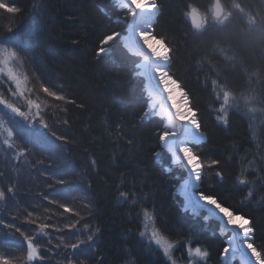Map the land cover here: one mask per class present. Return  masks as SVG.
Instances as JSON below:
<instances>
[{
	"label": "trees",
	"instance_id": "16d2710c",
	"mask_svg": "<svg viewBox=\"0 0 264 264\" xmlns=\"http://www.w3.org/2000/svg\"><path fill=\"white\" fill-rule=\"evenodd\" d=\"M3 2L15 5L22 11L12 15L0 10V37L8 35L9 28L16 29L18 37L35 49L47 82L61 88L65 96L75 98L77 103L85 107L79 108L65 101H52L49 107L48 100L42 94L37 96L33 93L34 97L41 99L44 109L48 108L51 119H45L52 126L50 135L55 131L68 136L69 142L65 145L52 135L57 147L51 150H45L39 145L30 147L33 155L30 160L22 161L18 167L19 173L12 170L13 167L6 163L5 155L0 151V171L5 173L0 177V185H16L18 189L15 197L0 202V217L11 220L13 215H17L16 223L23 225L27 211L32 209L35 217L40 219L37 223L63 221L59 224L61 228L65 223L86 218L94 230L99 227L100 231L96 238V253L90 252L89 259L83 261V264H188V261L190 264L193 261L204 264V261L194 256L197 248L209 252L206 264H219L226 236L220 232L216 221L205 218L201 212L191 213L183 209L182 200L175 194V187L183 178V170L171 165L167 151L161 152L160 157L154 159L155 151H159L156 148L159 141L152 125L145 123L139 131L136 129L141 109L147 111L141 97L148 103L144 80L137 74L139 58L131 54L121 40L114 45V50L110 48L107 54L96 57L103 35L121 30L120 22L126 9L118 8L113 0ZM183 2L199 6L200 14L205 15L212 0ZM233 2L241 3L246 14L261 13L264 10V0H221L222 5L227 7ZM181 3L182 0H163V12L155 20L158 35L166 37L172 48L182 47L189 39L188 33L194 31L190 20L186 25L181 20ZM37 10L42 12L39 17L34 15ZM247 27V15L238 16L229 24L226 33H240ZM254 39L255 36L245 37L234 41L232 45H220L228 48V55L234 56L236 62L243 66L242 74L231 71L229 61L225 60V55L218 49L215 55L219 59H210V44L205 43L203 50L196 54L193 52L196 45L191 42L187 49L175 57L171 71L184 83L198 105L207 136V143L199 149L200 154L206 162L212 158L220 159L222 163L219 167L226 177L220 182L214 169L208 168V176L199 191L218 197L222 205H227L230 210L252 217L257 229L254 246L264 253V171H261L264 168V115L258 112L253 117L245 111L233 117L229 129L218 126L215 116L210 115L208 93L202 91L204 75L208 69L205 67L199 78L196 72L197 62L203 56L206 65L221 72H230L226 79L238 92L264 90V84L261 83L264 81V45L258 41L255 45L249 42ZM20 64L23 75L30 81L27 86L32 88L34 81L38 87L39 81L33 65L23 56ZM57 81L58 84L55 83ZM65 107L68 109V125H64L65 114L61 112ZM155 119L163 121L164 126L165 121L161 116ZM117 125H124L123 134H120ZM126 137H132L135 144L130 145ZM23 147L24 144L17 140L16 148ZM64 158L73 162L74 171L62 168ZM92 158L97 162L98 171H94L90 164ZM41 160L43 164L39 163ZM54 176L62 177L65 185H57ZM239 177L249 182L247 187L236 185ZM89 181L91 188L88 187ZM77 183L83 191H71L62 200L68 207H73L76 216L64 213L58 204H48L44 199L45 195L53 192L49 184L68 192ZM118 185H123L122 190L148 197L150 212L155 206V216L144 220L142 228L135 213H129L128 204L118 200ZM248 189L255 196L251 202L245 201L242 204ZM42 190L46 194L40 198L34 194L36 197L32 195L29 199L31 193L39 195ZM35 200L37 206L33 202ZM140 207L138 205L137 209ZM21 212L23 215H18ZM50 216L52 219L49 220ZM153 228L158 232L162 228V234L177 249L171 261L154 244L151 246L155 249L153 253L146 247V242L139 238L138 229L146 231L147 239L150 240ZM47 231L51 232L52 229ZM4 232H12V235L0 233V242L23 239L14 230L5 229ZM59 242L56 240L54 244ZM45 244L46 238L38 247L43 248ZM190 250L193 254L191 256ZM0 251L16 252L13 255L16 257L14 264H20L19 258L26 254L14 250L7 243H0ZM44 264H66V261L51 259L45 260ZM76 264H81V261L77 260Z\"/></svg>",
	"mask_w": 264,
	"mask_h": 264
},
{
	"label": "snow or ice",
	"instance_id": "6c2138e0",
	"mask_svg": "<svg viewBox=\"0 0 264 264\" xmlns=\"http://www.w3.org/2000/svg\"><path fill=\"white\" fill-rule=\"evenodd\" d=\"M179 7L182 9L181 20L183 23L186 25L188 20H190L191 27L194 29V31L188 33L189 39L185 41L182 47L172 48L167 38L158 35L156 31L155 20L158 19V14L163 12V0H129L123 20L120 22L121 30L103 35L95 54L99 58L107 54L110 48L114 50V45L119 43L120 37L123 35V29L126 28L128 46L135 47L137 54L143 56L144 63L149 68L145 75L158 81L171 106L170 108H165L161 105L160 113L155 112L154 108L151 112L142 108V114L139 116V121L136 125L137 131L145 123L153 126L159 141L156 145L159 151H155L154 159L159 158L161 152L165 150L171 153V163L176 164L188 176L182 186L185 200L195 202L197 209L203 205L205 211L215 213L222 222L220 231L222 233H231V239L227 240V246H224L220 253L219 264H228L230 251L234 255L237 246L240 245L246 250V253H241V264H252L253 261L255 264H264V253L254 246L257 229L252 217H245L234 209L230 210L227 205H222L219 198L212 194L198 191V189L202 188L205 170V157L200 154L199 149L207 143V136L196 101L184 83L171 71L175 63V57L179 52L187 49L189 42H191V44L196 45L193 48V52L196 54L203 50L205 43L210 44L212 47L210 59H219L215 55L218 49L225 55V60L229 61L231 71L242 74L243 66L236 62L234 56L228 55V48H222L220 45H232L234 41L252 36H255V39L249 40L250 43L255 45L258 41L261 45H264V10L261 13L252 12L246 14L245 7L241 3L233 2L230 7H227L222 5L221 0H212L211 7L206 10L205 15L200 14L199 6L190 2L185 3L182 0ZM0 10L12 15L19 14L22 11L19 7L5 3L3 0H0ZM41 14V10H37L34 13L37 17L41 16ZM243 15H247V29L235 34L226 33V29L233 19ZM8 33V35L0 37V76L5 77L10 82L6 89L0 90V112H4L5 116H8V123L11 124V128L6 129L7 135L2 141L3 150L11 152L14 160H30L33 155L29 150L30 147L34 148L39 145L44 147L45 150L54 148V143L49 141L48 137V132L52 126L45 119L46 117L51 119L48 114V108L41 111L42 103L30 98L31 94L35 93L37 96L42 94L48 100L49 107L52 101H65L66 104H76V107L79 108H84L85 105L77 103L75 98L65 96L61 88L55 87L54 84H49L35 49L18 37L16 29L9 28ZM206 55L208 54L206 53ZM22 56L36 70V79L39 81L38 87L33 81V87L27 88L26 85L30 82L29 78L17 71L16 65L21 61ZM205 67H207L208 71L204 75L202 91L208 93V104L211 107L210 115L215 116L218 126L223 129H229L233 117L245 111L253 117L258 112L264 115V90L249 89L247 92H238L226 79L230 72L228 70L221 72L211 65H206L203 56L197 62L196 72L198 78ZM55 83L58 84L59 81ZM261 83L264 84V81H261ZM9 93L14 99L5 98ZM24 99L27 101L29 112L35 109V112L32 113L31 122H29V114L24 110L22 103ZM141 100L146 107L147 102L143 101V97H141ZM61 112L65 114L64 125H68V109L66 107L62 108ZM9 113L11 115H8ZM161 113L166 116L167 126H163V121L155 119ZM15 117H19L22 123L17 122L14 119ZM38 121L39 128L37 127ZM0 126H3V121H0ZM117 128L120 134H123L124 125H117ZM52 135L55 136V140L61 141L65 145L69 142L68 136L57 134L55 131L52 132ZM126 138L130 145L135 144L132 137ZM17 140L24 144L22 149L16 148ZM64 150L61 149V151ZM39 163L43 164L44 161L41 160ZM221 163L220 159L212 158L207 162V168L214 169L215 176L220 182H223L226 177L223 169L219 167ZM90 164L94 171H98L97 162L94 158L90 160ZM49 167H51V164H49ZM62 168L65 171L75 170L73 162L67 158L63 159ZM12 170L16 173L20 172V169L15 165H13ZM261 171H264V168ZM4 175L5 173L0 171V177ZM53 178L57 185H65V180L62 177L54 176ZM81 181H83V177H81ZM248 183L247 180L239 177L236 185L247 187ZM88 187H92L90 181L88 182ZM49 188L53 189V192L44 196L48 204H58L59 207L63 208L64 213H71V216H76L77 213L68 207L66 203H62V200L71 191H83L80 189L79 183L73 185L68 192L54 188L52 184H49ZM122 188L123 185L117 186L118 200L128 204L129 213H135V218L141 221L142 228L144 220L152 219L155 216V206L153 205V209L150 212L147 204L148 197H141L133 191L122 190ZM17 190L16 185L8 187L0 185V202H6L15 197ZM254 196L255 193L248 189L247 196L244 197L242 204L245 201L251 202ZM138 205L142 206L139 210L137 209ZM39 206L44 207L43 205ZM18 215H23V213H18ZM33 215L34 210L29 209L23 225L16 223L17 215H13L11 220L0 217V233L11 236L12 232H4L5 229H11L15 233H19V236L23 238L22 240L14 239L0 242L7 243L21 254L26 253V256L22 255L19 258L20 264H44L45 260L51 259L66 261V264H76L77 260H80L81 264H83V261L89 259L90 252L96 253V238L100 228L96 227L94 230L86 218L81 217L74 222L65 223L64 227L61 228L59 224L64 223L63 221L37 223L35 219H32ZM53 215H55L54 212ZM48 219L50 220L52 217L50 216ZM237 221H240V223H237ZM31 225H35V227H31ZM49 228L52 229L51 232L47 231ZM29 233L33 234L29 235ZM162 233V228L159 232L156 228H153L151 239L149 240L147 239L148 233L138 229V236L142 241L146 242L147 248L155 253V249L151 248L154 244L158 249L162 250L165 258L171 259L173 252L177 249H174V246L169 243ZM45 238L47 239V244L43 248L38 247ZM56 240L60 242L54 244ZM191 255L193 254L190 250ZM194 256L199 257L200 261H204V264H206L209 252L197 248ZM14 258L12 252L0 251V264H13ZM193 264H198V262L193 261Z\"/></svg>",
	"mask_w": 264,
	"mask_h": 264
},
{
	"label": "rangeland",
	"instance_id": "374dc122",
	"mask_svg": "<svg viewBox=\"0 0 264 264\" xmlns=\"http://www.w3.org/2000/svg\"><path fill=\"white\" fill-rule=\"evenodd\" d=\"M114 1V3L116 4V6L118 7V8H122V9H126V6L127 5H125V6H123L122 4H121V2H120V0H113ZM127 33V30L125 29V33L120 37V39H121V41L123 42V44H126V42L124 41V37H125V35H127L126 34ZM9 34V33H8ZM132 54H134L136 57H139V62L137 63V65H136V69H137V74L139 75L140 74V69L138 68V65L144 60V58H143V56H140V55H138L137 53H135V52H132V51H130ZM16 68H17V71L18 72H20L22 75H23V73H22V69H21V64H20V62H18L17 63V65H16ZM143 77V76H142ZM143 80H144V78H143ZM10 82H8L7 80H6V78L5 77H2V76H0V86H2L4 89H6L7 87H8V84H9ZM144 85H145V81H144ZM26 87L27 88H29L27 85H26ZM13 88H14V85H13ZM144 92H145V95L147 96V98H148V103H147V111H148V109H151L150 108V101L152 100V98H151V96H149L148 95V93H147V91H146V88L144 87ZM26 95H28L27 93H26ZM37 97V96H36ZM34 97L33 96V93L31 94V97L30 98H32L34 101H36V102H40V103H42V107H41V111H43L44 110V104H43V102L41 101V99L39 98V97ZM5 98H9V99H14L13 97H11V94L9 93L8 94V96L7 97H5ZM22 103H23V105H24V110H25V112L26 113H28L29 114V122H31V119H32V113H34L35 112V109H32V111L31 112H29L28 111V108H27V101H26V99H24V100H22ZM157 109H158V105H156L155 106ZM155 108V109H156ZM6 111V110H5ZM150 112V111H149ZM248 114V113H247ZM8 115H11V113H9ZM250 116H251V114H249ZM17 122H20V123H22V121H21V119L19 118V117H15L14 118ZM164 119V118H163ZM0 121H3V126H0V151L5 155V157H4V159H5V161H6V163H8L9 165L11 164V167H13V165H15L16 167H19V166H21L22 165V161H18V160H14V159H12V154H11V152H5L4 150H3V144H2V141H3V139L6 137V135H7V132H6V129L7 128H11V124H9L8 123V116H5V113L4 112H0ZM164 121H165V119H164ZM164 126H167V121H165V123H164ZM37 127L39 128V121L37 122ZM48 137H49V141H51V142H53L54 143V147H57V145H56V142H55V140L52 138V135H50V133L48 132ZM58 146H59V144H58ZM166 151V150H165ZM169 153V152H168ZM170 155V154H169ZM58 156H59V154H58ZM170 159H171V155H170ZM171 165H173V166H176V167H178L176 164H173V163H171ZM184 172V171H183ZM208 168H207V162L205 161V170H204V178H203V180L204 179H206V177L208 176ZM185 172L183 173V178L182 179H184V177H185ZM207 175V176H206ZM40 176H42V174H40ZM180 182V181H179ZM182 182V181H181ZM180 182V183H181ZM180 183H178L177 184V186L175 187V194L176 195H178L179 196V198L182 200V202H183V209L184 210H187V211H189V212H191V213H196L195 211L193 212V211H191L190 209H189V206L187 207V205H185V202H184V198L183 197H181L179 194H178V187H179V184ZM35 187H36V185H34ZM46 191H44V190H42L41 192H40V194L38 195V193H36V192H34L33 194L31 193L29 196V199H31V196L32 195H37V197H41V196H43V194L45 193ZM46 194V193H45ZM34 195V197H36ZM38 200V199H37ZM34 202V204H35V206H37L38 205V202L35 200V201H33ZM33 202H31V204L33 203ZM28 203V202H27ZM29 204V203H28ZM71 209H73V207H71V206H69ZM201 212V213H203L205 216V218H207V219H210V220H213V221H216L217 222V224H218V226H219V229L221 228V226H222V224L220 223V221L217 219V218H214V217H212V216H210V215H208L205 211H203V210H198L197 212ZM36 212H38V211H36ZM44 214V213H43ZM34 217L36 216V215H33ZM43 217V216H42ZM32 219H35L36 221H38V220H40L39 219V217L37 216V217H35V218H33L32 217ZM221 232V231H220ZM222 233V232H221ZM224 236H226V239H225V246H227V240H229V239H231V233H228V232H225V233H222ZM236 250H237V248H236ZM13 255H16V252H13L12 253ZM23 256H26V254L25 255H23ZM16 258V257H15ZM13 259V264H14V262H15V260L16 259ZM168 259V258H167ZM169 261H171V259L169 260ZM174 261V260H173ZM188 264H190V262L188 261ZM228 264H241V253L239 252V251H236L235 252V254L234 255H232V260L230 261V262H228ZM254 264H255V262H254Z\"/></svg>",
	"mask_w": 264,
	"mask_h": 264
},
{
	"label": "bare ground",
	"instance_id": "6f19581e",
	"mask_svg": "<svg viewBox=\"0 0 264 264\" xmlns=\"http://www.w3.org/2000/svg\"><path fill=\"white\" fill-rule=\"evenodd\" d=\"M120 2H121V4L123 5V6H125V5H127L128 3H129V0H120ZM127 34V33H126ZM126 37H127V35H125V37L123 38L124 39V41L126 42ZM126 47H127V49L129 50V51H132V52H135V53H137V50H136V48L135 47H129L128 46V44H127V42H126V44H124ZM138 68L140 69V74H142V76H143V78H144V81H145V88H146V91H147V93H148V95L149 96H151V98H152V100L150 101V110H152L153 108L155 109L156 107V105H158V109H157V111L160 113L161 112V105H163L165 108H170L171 106H170V104L168 103V101H167V97H166V94L164 93V91H163V88H162V86L158 83V81H155V80H153V79H150V78H148L145 74L149 71V68H148V66L144 63V60L138 65ZM175 94V93H174ZM178 98V97H177ZM156 110V109H155ZM161 116L165 119V121H167V119H166V116H165V114H163V113H161ZM168 123V122H167ZM170 155H171V153H169ZM185 175V177H184V179L182 180V182L179 184V187H178V194L181 196V197H183L184 199V202H185V205H187V207L189 206V209L191 210V211H197V210H203V211H205L204 210V206L203 205H201L200 207H199V209H197L196 207H195V202H189V201H187V200H185V197H184V194H183V188H182V186L184 185V182H185V180H187L188 179V176H187V174L185 173L184 174ZM198 191H199V189H198ZM208 215H210V216H212V217H214V218H217L219 221H220V219H219V216H217L215 213H212V212H210V211H205ZM220 223L222 224V222L220 221ZM237 223H240V221H237ZM236 251H239L240 253H242V252H244V253H246V250L245 249H243V247H242V245H240V246H237V250ZM232 255H233V253L230 251V253H229V256H228V262H230L231 260H232ZM252 264H254V261L252 262Z\"/></svg>",
	"mask_w": 264,
	"mask_h": 264
}]
</instances>
